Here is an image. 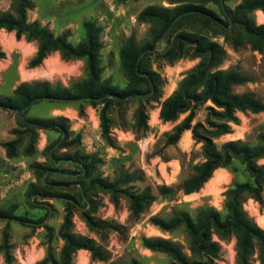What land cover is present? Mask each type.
<instances>
[{
	"label": "rangeland",
	"instance_id": "1",
	"mask_svg": "<svg viewBox=\"0 0 264 264\" xmlns=\"http://www.w3.org/2000/svg\"><path fill=\"white\" fill-rule=\"evenodd\" d=\"M239 2L229 0L224 6L233 9ZM16 3L17 0H0V13L14 14ZM149 5L166 8L173 6L168 0H31L26 20L28 23L37 22L55 36L67 32L68 42L72 45L83 40V23H94L101 29L102 78L109 79L112 85L122 89L127 80L120 67L118 53L126 38L132 37L137 43L146 39L149 26L140 23L137 15ZM204 7L222 19L220 9L214 3H205ZM261 18H264V12L256 11L252 15L257 25L264 24ZM210 27L200 23L194 25L195 29L201 30L226 51L219 69L236 70L250 78V82L236 87L234 92L251 94L264 103V53L252 51L247 44L233 50L224 37H213V31L217 32V29ZM160 48H166L164 42ZM0 49L5 54L0 61V69L3 71L0 72V96H10L13 88L21 83L47 81L52 85L69 87L86 78L84 60L65 61L57 52L50 54L40 66L30 68L29 62L36 53L37 42L25 36L17 39L14 32H0ZM198 62L199 59L184 58L169 63L151 57L149 65L159 75L161 98L158 101L131 99L120 105H112L109 109L110 142L101 135L100 105L39 100L29 107L23 119L41 121L48 126L35 130V133L21 135L16 157L7 158L10 162L0 167V210L15 206L13 214L24 219H0V264H37L46 257L58 259L62 241L57 234L65 214V205L61 198H28L27 187L36 182L32 169L34 163L55 169L42 179L44 185L72 199L77 207L73 209L72 232L90 239L107 257L106 262H99L91 257L90 252L80 250L73 256L72 264L169 263L166 255L145 249L142 238H162L175 242L185 255H190L189 238L182 228L162 232L150 223V218L168 220L177 211L194 218L202 208H213L223 214L225 192L235 184L251 182L244 166L233 161L227 168L214 172L210 182L199 192L184 195L179 189L181 182L192 174L193 166L202 162V144L196 143L188 131V139L183 133L176 144L167 145V135L188 113L180 115L175 122L164 123L159 119V111L162 101L172 94L179 81ZM209 105L205 103L194 110L192 125L201 123L206 126V108ZM139 106H143L146 111V131H137L134 126ZM0 113V136L5 141L14 140L16 135L12 131L22 130L18 125L17 113ZM236 116L238 124L231 125V133L213 140L216 150L226 141L240 140L254 145L257 135L264 132V113H237ZM7 117L13 121L11 128ZM58 124L68 127L70 134L66 141L64 138L61 140L62 135L56 128ZM59 141L55 149L47 150ZM63 142L66 145L61 147ZM48 157L53 163H49ZM78 158L83 159L82 162H77ZM85 163H90L88 170L84 167ZM257 165L264 166V158ZM121 172L141 174L143 180L135 183L134 187L138 190L148 188L154 196L153 203L137 217L131 214L124 196L113 203L110 194L89 186L92 178L111 180ZM162 185L170 187L171 192L160 195L158 188ZM33 204H37L36 207ZM92 206L95 207L92 216L96 221L93 230L81 218V209L87 210ZM242 208L264 229V192L262 204L244 196ZM42 218L44 220L40 222ZM4 229L8 230L9 236L6 247L2 243ZM219 245L220 253L215 264H235V239L219 241ZM251 263L260 264L256 255Z\"/></svg>",
	"mask_w": 264,
	"mask_h": 264
},
{
	"label": "trees",
	"instance_id": "2",
	"mask_svg": "<svg viewBox=\"0 0 264 264\" xmlns=\"http://www.w3.org/2000/svg\"><path fill=\"white\" fill-rule=\"evenodd\" d=\"M221 1L226 3L229 0H168V3L173 5L171 8L149 5L142 9L137 15V20L149 26L146 39L137 43L132 37L126 38L118 53L120 67L127 80L122 89L112 85L109 79L102 78L100 52L103 46L99 37L101 29L94 23L84 22L83 40L72 45L68 42L67 32L55 36L37 22H27L26 13L31 7V0H17L14 14L0 13V30L14 32L17 39L25 36L28 40L37 42L36 53L29 62L30 68L40 66L50 54L56 52L65 61L84 60L86 68V78L74 82L69 87L52 85L47 81L21 83L10 96H0V110L17 113L18 125L22 128L21 131H12V134L16 135L14 140L1 144L8 159L16 157L21 135L35 133V130L48 126L41 121L25 122L21 118V112L32 101L57 98L100 105L101 135L110 142L109 109L112 105H120L131 99L158 101L161 98L159 75L149 65L151 57L169 63L184 58L199 59L198 64L179 81L172 94L162 101L159 111V119L164 123L175 122L180 115L188 113L167 135V145L176 144L185 131H190L192 139L202 144V162L193 166L192 174L181 182L179 189L184 195L199 192L215 170L227 168L233 161H238L244 166L251 182L235 184L225 192L223 214L213 208H202L194 218L182 211L173 212L168 220L151 217L150 223L162 232L182 228L189 238V256L185 255L180 245L175 242L162 238H142V246L151 252L166 255L170 260L168 264H215L220 253L219 241L231 238L235 239V264H252L254 255L260 264H264V229H261L242 208L244 196L262 204L264 166H258L257 162L264 158V132L257 135L254 145L240 140L226 141L216 150L213 143L214 139L231 133V125L238 124L237 113H264V103L251 94L234 92L236 87L250 82V78L236 70H220L226 51L201 30L194 28L196 23L209 28L213 26L217 29V32L213 31V37H224L233 50L247 44L252 51L264 53V24L257 25L252 19L256 11L264 12V0H240L233 9L225 7V11ZM205 3L217 5L222 19H218L212 11L206 9ZM163 42L165 49L160 48ZM4 57L5 54L0 49V61ZM113 96L115 98H112ZM205 103L210 104L206 108V126L201 123L192 125L194 110ZM146 120V111L143 106H139L134 124L137 131L148 129ZM56 128L61 135L64 134L66 141L70 134L68 127L58 124ZM55 145L47 150H52ZM65 145L63 142L61 147ZM82 160L78 158L77 162ZM48 161L53 163L49 157ZM84 167L88 170L90 163H85ZM32 169L36 182L28 185V198H61L65 205V214L57 234L62 241L58 259L46 257L37 264H72L73 256L80 250L90 252L91 257L99 262H106L107 257L90 239L72 232L73 209L77 208L72 199L67 195L57 194L53 188L44 185L42 179L55 169L39 163H34ZM142 180L141 174L121 172L111 180L92 178L89 186L110 194L113 203H116L120 196H124L131 214L137 217L154 201V196L148 188L138 190L134 187L135 183ZM158 192L160 195H166L171 192V188L162 185ZM79 197L83 199L81 193ZM33 205L36 207L37 204ZM14 208L15 206H11L8 210H0V219L24 220L13 214ZM94 211V206L87 210L81 209V218L91 230L96 226L92 216ZM43 220L40 219V222ZM8 238V230L4 229L3 247L7 246Z\"/></svg>",
	"mask_w": 264,
	"mask_h": 264
},
{
	"label": "crops",
	"instance_id": "3",
	"mask_svg": "<svg viewBox=\"0 0 264 264\" xmlns=\"http://www.w3.org/2000/svg\"><path fill=\"white\" fill-rule=\"evenodd\" d=\"M3 31V30H0V32ZM0 72L3 73V71L0 69ZM19 85V84H18ZM16 87L13 88V90L15 89ZM0 112H3V110H0ZM1 115V113H0ZM7 122H8V126L9 128H11V124L13 121H10L9 117H7ZM185 134V138L188 139L189 138V132L186 131L184 132ZM188 134V135H187ZM5 142H8V141H5L3 140L2 136H0V167L3 165V164H7L9 163L10 161L6 158L5 156V150L3 149V147L1 146L2 143H5Z\"/></svg>",
	"mask_w": 264,
	"mask_h": 264
},
{
	"label": "water",
	"instance_id": "4",
	"mask_svg": "<svg viewBox=\"0 0 264 264\" xmlns=\"http://www.w3.org/2000/svg\"><path fill=\"white\" fill-rule=\"evenodd\" d=\"M221 4H222V8H223V10L225 11V6H224V2L223 1H221ZM112 98H115L114 96L112 97ZM47 100H52V101H60V102H78V101H80V100H65V99H57V98H47ZM36 101H38V100H34V101H32L27 107H25L24 109H23V111L21 112V114H20V116H21V118L23 119V117H24V115H25V112L29 109V107L34 103V102H36ZM24 120V119H23ZM25 122H26V120H24ZM63 137H64V134L62 135V138H61V140L63 139ZM60 142L61 141H59L53 148H52V150L53 149H55L59 144H60ZM51 150V151H52Z\"/></svg>",
	"mask_w": 264,
	"mask_h": 264
},
{
	"label": "bare ground",
	"instance_id": "5",
	"mask_svg": "<svg viewBox=\"0 0 264 264\" xmlns=\"http://www.w3.org/2000/svg\"><path fill=\"white\" fill-rule=\"evenodd\" d=\"M261 20H264V18H261ZM6 36H7V35H6ZM3 44H4V43H3ZM46 63H47V60H46ZM45 68H46V67H45ZM49 68H50V67H48L47 69H49ZM37 71H38V70H37ZM39 71H40V70H39ZM44 72H45V71H44ZM187 135H188V134H187ZM217 170H218V169H217ZM217 170H215L214 172H216ZM217 172H219V171H217ZM214 174H215V173H214ZM214 174H213V176H214ZM211 179H212V178H211ZM211 179H210V180H211ZM210 180H209L208 182H210ZM225 180H227V179H225ZM218 181H219V180H218ZM208 182H207V183H208ZM222 182H223V181H222ZM225 182H226V181H225ZM207 183H206V184H207ZM206 184H205V185H206ZM212 184H213V183H212ZM225 184H226V183H225ZM219 185H220V184H219Z\"/></svg>",
	"mask_w": 264,
	"mask_h": 264
}]
</instances>
